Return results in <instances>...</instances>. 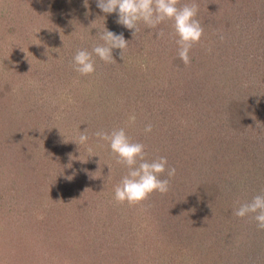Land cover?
<instances>
[{
    "label": "trees",
    "instance_id": "trees-1",
    "mask_svg": "<svg viewBox=\"0 0 264 264\" xmlns=\"http://www.w3.org/2000/svg\"><path fill=\"white\" fill-rule=\"evenodd\" d=\"M45 1L43 0L44 4L41 7H37V2L31 4V1L26 8L11 9L28 11L26 14L29 15L19 21L23 24L16 23V18L12 16L7 22H3V17L0 16V42L5 44L4 50L0 49V76L8 67L18 65L19 72H23L20 88H26V91L23 90L24 93L27 92L32 96L34 93H39L38 90L42 92L49 87L46 82L52 86L49 90L57 94L68 87L70 90L78 91L76 95L72 94L74 104L77 103L74 99L82 104L85 100L92 99L93 112L99 113L102 120H111L114 117L110 113L111 107L108 105L110 101L105 98L122 85L127 89L134 85L132 90L141 88L140 94L151 90L150 83L157 85L158 88L169 86L175 93L170 96L174 98V104L189 102L192 108L199 107L201 104L204 107L203 111L200 108L194 110L197 112L196 119L194 118L196 125L191 126V130L185 135L180 134L176 137L178 142H181L180 146L171 148L169 154L165 152L161 154L167 158L169 166L180 169L179 176L171 178L170 190H173L174 183L176 185L184 180L187 181L185 185L190 186L183 191L185 197L180 196L178 199L174 192L169 190L162 198L157 192L144 202V206L138 205L137 210L135 208L119 212L113 210L110 217L102 218L100 227H96L99 233H96L93 243L94 252L89 257L93 264L141 263L142 259H136L129 252V250L132 253L140 252L141 249L139 250L138 246L146 247V250L141 251H146V254L152 258L153 263L148 264H155L154 256H157L159 252L160 264H167L166 260L170 257L171 264H193L192 256L196 253L201 259L210 260L197 264H258V260L261 262L264 257V230H258L256 222L251 217L234 216L233 210L240 204L251 201L255 195L264 192V11L253 10L262 15L254 16V18H261V21L259 32L255 33L254 41H251L257 47L255 49L250 47V54H247V51L242 56L235 55V52H228L224 46H220L222 48L219 51V45H215V40L205 36V33L201 42L190 50L189 55L193 64L205 59L208 64L206 66L209 68H211L212 56L217 57L216 54H218L223 72L228 64L230 68L233 66L234 60L239 61L244 56L251 59L250 68L252 69L245 73L246 78L249 77V79L247 83L244 79L242 80L246 83V89L240 94L232 93L227 97L222 93V97L218 93L210 94L207 84L196 82L195 78L189 81L190 75L187 73L182 75V81L175 82L174 78L166 79L162 73L158 75L156 71L158 62L155 63V60L150 57L153 47L158 49L157 47H164L168 43L175 42V48L170 50L172 52L170 55L176 62L174 67L182 68L183 62L178 56L179 46L170 38V35H173L172 39H178L173 25L170 24H173L172 21H168L169 23L166 21L156 29H149L141 22L138 25L140 31L133 37L132 31L116 23L117 14L103 13L97 7L96 0H88L87 7L84 6V0H47L46 4ZM209 2L212 1L209 0ZM184 4H188V1L180 0L177 6L182 7ZM208 11L210 10L206 9L205 5L199 6L197 19L201 18L199 21L204 31L210 29L205 19L210 22L212 20L213 13L209 12L207 15ZM10 14L15 12L8 11L7 15ZM29 22L31 27L24 30V24ZM105 27L117 34L123 33L125 39L129 41L124 59L120 57L118 49L113 50L116 60L113 64H105L93 53L96 71L91 75L83 76L74 70L73 57L78 50L92 52L95 45L102 44L103 41H100L97 35L99 30L103 31ZM160 30L164 33L166 31L163 38H157ZM214 32L217 36V31ZM17 33L21 35L16 36ZM152 37L157 38V42L151 43ZM227 39L230 40V37L225 40ZM169 40L170 42H167ZM145 48L148 53L142 56L141 52ZM209 48L212 49L211 52L208 51ZM221 50L228 54L221 55ZM68 55L72 57L69 59ZM27 62L29 64L26 66ZM142 62L149 67L148 78L143 77L135 81V78L139 76H136V72L139 73L138 67L142 65ZM235 63L240 64V62ZM24 67L26 69L21 70ZM28 75L29 78L26 81ZM155 75L156 80L152 78ZM31 76L33 79L41 78L43 82L34 84L30 81ZM229 76V72L225 73V79ZM45 77L47 79L50 77V80H45ZM133 79L134 82L130 81ZM223 79L217 82L222 89L228 87V82L224 83ZM213 85L217 87L216 82ZM173 86L177 89L180 87V90L171 88ZM88 87L90 89L86 90ZM8 88L10 87H3L0 94ZM163 91L165 94L168 93V90ZM24 97L23 95L22 100ZM34 97L37 102L38 97ZM47 97L48 95L43 96V98ZM211 101L214 104L210 106V112L205 113L206 105L208 106ZM149 105V100L142 99L137 109L149 107ZM170 105L172 109V104ZM23 108V113L28 111L27 105ZM72 112L74 115L71 116L74 119L77 111ZM151 112L154 114V110ZM255 120L257 123L254 124H260V129L253 131L249 125ZM150 123L154 127L157 121L153 118ZM140 125L143 127V123ZM213 127L216 130H212ZM162 136L163 134L161 138ZM189 143L188 153L186 147ZM210 147L213 148L211 152L208 151ZM195 152L198 154L193 155ZM205 160H209L210 163L206 165ZM189 167L203 171L204 174L188 178ZM164 178H167L166 173L161 176V179ZM74 191L78 190L74 189ZM181 203L183 204L177 207L172 205ZM133 213L142 214L138 222L135 221L137 217L132 215ZM77 219L81 218L77 217ZM76 245L80 248L81 241ZM81 248L88 250V245L82 244Z\"/></svg>",
    "mask_w": 264,
    "mask_h": 264
},
{
    "label": "rangeland",
    "instance_id": "rangeland-1",
    "mask_svg": "<svg viewBox=\"0 0 264 264\" xmlns=\"http://www.w3.org/2000/svg\"><path fill=\"white\" fill-rule=\"evenodd\" d=\"M182 1H188V4L195 2L201 7L205 5V8L210 10L207 15L209 12L213 13L211 22L205 19L210 29L204 33L205 36L215 40L214 44L219 45V51L222 48L220 46H224L228 52H235V55L242 56L247 51V54H250V47H254V49L257 47L251 41H254L255 33L259 32L261 18H254V16L262 15L259 11L261 9L264 11V0ZM30 2L31 4L37 2V7L44 4L43 0H0V16L3 17V22H7L8 18L12 16L16 18V23L23 24L19 21L29 15L26 14L28 11L11 9L26 8ZM254 9H259V13L253 12ZM8 11L15 12V14L8 16ZM199 19L201 20L200 17ZM30 23L24 24L25 29H23L30 28ZM167 23L169 22L167 21ZM214 31L223 33L226 38L230 37V40L221 42ZM19 35L21 34H16V36ZM170 38L171 41H176V39H172L173 35H170ZM154 42H157V38L152 37L151 43ZM0 43V49L4 50V42ZM174 45L175 42L168 43L164 47H157L159 50L155 47L152 48L153 52L150 57L155 60V63L158 62L156 71L159 76L162 73L166 79L174 78L175 82L182 81V75L187 73L190 75L189 81L195 78L196 82L207 84L210 94L218 93L220 96L226 97L232 93L240 94L246 89L245 84L249 77L246 78L245 73L252 69V67L250 68L251 59L248 57L244 56L239 61L234 60L231 68L228 67L229 64L226 68L224 67V72L218 54H216L217 57L212 56L210 65L212 69L206 66L208 64L205 59L200 62L196 61L195 64L191 61L190 66L187 67L182 64V68L180 66L176 69L174 67L176 62L170 55V53L172 54L170 50L175 48ZM221 51V55L228 54L223 52L224 50ZM141 53L142 56H145L148 51L145 48ZM67 57L70 59L72 56L68 55ZM244 61L246 62L243 63ZM235 62H240V64L236 65ZM27 64L29 63L27 62L26 66ZM176 66L178 65L176 64ZM138 68L140 70L139 73L136 72V76H139L135 78V81L143 77L147 79L149 70L147 64L142 62ZM25 69L26 67L21 70ZM19 71L18 65L11 66L0 76V92L3 87H10L0 94V264H93L89 257L94 252L93 243L96 233H99L96 227H100L101 219L109 216L113 210H118V212L128 211L125 210L128 208L137 210L139 207L138 205L132 207L127 203L119 204L115 201V187L126 175L127 168L116 162L108 142L99 140L95 133L101 130L111 133L113 129L124 128L132 141L145 145V159L152 161L162 156L163 152L169 154L171 148L180 146L181 142H178L176 137H179L180 134L185 135L187 131L191 130V126L196 125L194 118L196 119L197 112L194 110L200 108L203 111L204 107L201 104L199 107L192 108L189 102L174 104V98L170 96L175 93L169 86L162 87V89L150 83L151 90L144 93L142 90V94H140L141 88L132 90L134 85L130 89L122 85L105 98L110 101L108 105L111 107L110 113L114 117L111 120H102L99 113L94 114L93 112L92 99L85 100L86 102L84 101L83 104L74 99L77 101L74 104L72 94L76 95L78 91L70 90L68 87L57 94L49 90V87L52 86L46 82L49 87H46L42 92L38 90L39 93H34L32 96L27 92L24 93L23 90L26 91V88H20L23 72ZM227 72L230 73V76L225 79ZM28 78L29 75L26 76V81ZM49 78L45 77V80L49 81ZM152 78L156 80L157 76ZM222 78H224V83L228 82V87L223 89L217 85L218 80ZM243 79L246 83L242 82ZM30 81L34 84L43 82L41 78L33 79L32 76ZM130 81L134 82V79ZM215 82L217 87L213 85ZM79 87L81 88V86ZM171 88L180 90V87L178 89L174 86ZM207 88L204 89L207 90ZM88 89L90 88L88 87L86 90ZM163 90H168V93L165 94ZM23 95L25 97L22 100ZM33 95L38 97L37 102ZM44 95H48V97L43 98ZM139 99L140 101L142 99L149 100V107L137 109ZM117 104L118 106H116ZM170 104H172V109ZM213 104L211 101L208 106L206 105L205 113L210 112L209 108ZM26 105L28 111L23 113V107ZM55 106L57 107L55 108ZM216 107L219 108V106ZM73 110L77 111L74 119L71 116L74 115L72 114ZM152 110H154V114H152ZM132 115L136 117L135 122L129 120ZM153 118L157 123L154 124L152 132L146 134L144 132L145 124L150 123ZM142 123L143 127L140 125ZM254 123L257 121H253V125L250 124L249 127L253 131L259 130L260 124ZM86 129L89 139L86 144L79 146L74 141ZM212 130L216 129L213 127ZM159 132L163 134L162 138L161 134H158ZM190 143L186 147L188 153ZM89 148L92 149L91 152L88 151ZM213 148L210 147L208 151L211 152ZM197 149L199 150L198 147ZM197 154L193 153V155ZM204 162L206 165L210 163L209 160ZM188 169V178L204 174L203 171H198L195 168L190 169L189 167ZM179 171L180 169H176L175 177ZM68 177L72 179L69 180ZM185 183H187L186 180L178 182L176 185L174 183L173 190L171 189L169 192L173 191L178 199L180 196L184 198V189L190 187ZM73 188L78 191H74ZM160 196L163 198V195L160 194ZM182 204L172 205L177 207ZM132 215L137 217L135 221L138 222L142 214L133 213ZM77 217L81 219H77ZM79 240L81 241L80 248L76 245L80 242ZM82 244L88 245V250L82 249ZM138 248L146 250V247L143 246H138ZM141 250L137 253H132L131 250L129 252L136 259H142L143 262L138 264L153 263L146 251L142 252ZM159 253L154 256L156 257L155 264H160ZM197 254L192 256L193 264L201 261L204 263V260L205 262L210 261L201 259ZM170 258L166 260L167 264H171ZM262 258V263L258 260V264H264V257Z\"/></svg>",
    "mask_w": 264,
    "mask_h": 264
},
{
    "label": "clouds",
    "instance_id": "clouds-1",
    "mask_svg": "<svg viewBox=\"0 0 264 264\" xmlns=\"http://www.w3.org/2000/svg\"><path fill=\"white\" fill-rule=\"evenodd\" d=\"M179 2L180 0H96L97 7L103 13H116V23L132 31L133 37L140 31L138 25L141 22L149 29H156L166 21H172L178 36V56L187 67L191 64L190 50L201 42L204 28L197 19L199 6L193 2L178 7ZM84 6H88V0H84ZM164 35L163 30H160L157 38H163ZM97 36L103 41L102 44L95 45L92 52L78 50L73 57L74 70L83 76L96 71L93 53L105 64H113L116 63L113 50H120V57L124 59L129 45L123 33L117 34L106 27L103 31L99 30ZM218 38L221 42L226 39L223 33H218ZM208 51L211 52L212 49L209 48ZM135 119V115L129 117L131 122H135ZM152 130L151 123L144 128L146 134ZM95 135L99 140L108 142L116 162L127 168L126 175L114 190L117 203L143 206L152 194H167L171 178L176 175V168L169 166L166 157L160 156L152 161L145 159V145L132 141L124 128L113 129L111 133L101 130ZM88 139L86 129L74 142L80 146L86 144ZM88 151L91 152L92 149L89 148ZM165 173L167 178L161 179ZM233 215L239 218L251 217L256 222L257 229L264 230V192L255 195L251 201L240 204L233 210Z\"/></svg>",
    "mask_w": 264,
    "mask_h": 264
}]
</instances>
